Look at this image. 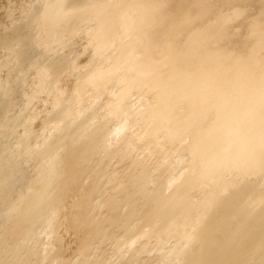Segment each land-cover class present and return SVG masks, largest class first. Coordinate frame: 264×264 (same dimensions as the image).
Wrapping results in <instances>:
<instances>
[{
    "label": "bare ground",
    "instance_id": "obj_1",
    "mask_svg": "<svg viewBox=\"0 0 264 264\" xmlns=\"http://www.w3.org/2000/svg\"><path fill=\"white\" fill-rule=\"evenodd\" d=\"M263 6L0 0V264H264Z\"/></svg>",
    "mask_w": 264,
    "mask_h": 264
},
{
    "label": "rangeland",
    "instance_id": "obj_2",
    "mask_svg": "<svg viewBox=\"0 0 264 264\" xmlns=\"http://www.w3.org/2000/svg\"><path fill=\"white\" fill-rule=\"evenodd\" d=\"M259 1L264 2V0H259ZM245 4L246 2L238 3L236 7L243 8ZM242 8L236 9L233 12L231 10H228L221 19L222 23L223 24L226 23L228 26L234 25L235 22L238 20V15L240 14ZM263 13H264V6L262 10H260V12H254L248 15L247 21L249 23H254V21L256 22L258 20V17L260 15H263ZM12 17L17 18L16 13H14ZM11 44H14V42L10 39V37H6L5 39H0L1 47L4 46L2 47L3 51H0V81H2V79L8 73L11 62L13 63V60L11 61V59L15 58L16 55L14 51H11V47L14 48Z\"/></svg>",
    "mask_w": 264,
    "mask_h": 264
}]
</instances>
